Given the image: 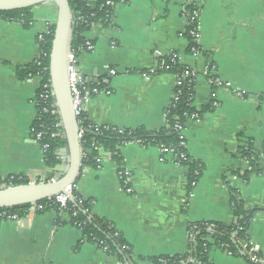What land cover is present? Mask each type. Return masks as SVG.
Returning <instances> with one entry per match:
<instances>
[{"label":"crops","instance_id":"0c3cea01","mask_svg":"<svg viewBox=\"0 0 264 264\" xmlns=\"http://www.w3.org/2000/svg\"><path fill=\"white\" fill-rule=\"evenodd\" d=\"M187 0H127L112 7L107 26L95 24L85 34L91 52L77 55L82 78L107 80L109 95H97L82 105L95 127L158 132L166 127L165 110L174 98L175 77L147 76L158 57L177 54L181 65L195 73L193 104L211 98L218 104L200 120L185 123L183 136L189 157L203 166L188 192L187 167L177 165L157 146L128 144L119 148L120 163L83 167L75 184L92 201L90 216L112 224L132 250V262L188 253V228L196 223L233 222L230 196L236 192L252 212L248 241L264 256V172L244 181L248 167L238 149L251 143L261 153L264 142V0H203L199 16L200 52H187L184 36ZM97 0H89L93 10ZM33 22L24 28L0 18V181L28 184L55 179L45 167L43 152L30 134L36 117L35 77L17 73L39 57L40 36L57 16L52 4L31 9ZM223 83L212 88L205 74ZM115 71V76H108ZM120 169L130 174L131 195L121 188ZM211 264H247L220 249L210 252ZM0 264H118L103 249L88 243L65 213L47 210L18 222H0Z\"/></svg>","mask_w":264,"mask_h":264},{"label":"trees","instance_id":"16d2710c","mask_svg":"<svg viewBox=\"0 0 264 264\" xmlns=\"http://www.w3.org/2000/svg\"><path fill=\"white\" fill-rule=\"evenodd\" d=\"M88 1L68 0L73 16L71 49L77 55H79V49L86 42V32L95 24L107 26L112 19V7H106L105 0H97V5L93 10L88 6ZM115 1L112 0V2ZM192 11H194V8L191 4L185 5L184 15L187 17V26L184 36L189 42L187 50L189 54H191L192 49L200 52L198 43L193 42L192 37L189 36L190 31H196V26L190 23L189 20ZM0 18L19 24L24 28L29 27L33 22L31 9L0 12ZM53 30L54 25L49 24L48 34L43 36L42 42H39L40 56L38 60L25 69L19 70L17 74L20 77H38L41 79L42 84L49 85L48 58ZM157 63L158 70L154 75L167 73L181 82V86H176L174 89L173 102L165 110L166 127L158 132H148L143 129L117 130L106 126L95 127L90 124L82 111L78 117L80 127L84 132L81 147L83 150H87L93 144L101 146L111 153V160L116 163L121 161L119 148L123 145L139 143L141 146H157L168 149L175 155L176 163L187 167L186 188L190 192L201 176L203 166L189 157L186 151V140L175 127H183L192 117H195L194 120H200L205 114L213 112L215 100L211 98L207 104L199 108L194 106V88L197 77L195 73L181 65L179 60H172L170 55L159 58ZM212 69L213 67L209 64L205 74L209 82L214 79L211 76ZM84 80L87 81V85L83 90V96L89 95L92 88L101 87L98 81L95 82L87 78H84ZM212 88L215 87L212 86ZM53 111H57L55 106H53ZM33 125L37 133H42V138L37 143L43 152L44 165L48 169L55 170L62 163V152L67 157L66 142L60 126L59 116L58 114L50 116L39 113ZM54 134L57 136L52 137ZM237 153L239 159L248 167V170L242 176L244 181H247L252 174L264 172V142L260 154L252 149L249 141L245 147L239 148ZM94 156L95 151H90V155L83 160L82 166L95 168ZM54 175L56 176L55 179L62 176L59 172H54ZM26 184H28L26 180L14 179L8 185L1 186L0 183V189ZM71 195L72 200L68 202L65 214L69 216L70 222L81 230L85 240L103 249L107 254L114 256L118 264H135L132 262L131 247L126 243L123 236L114 229L112 224L102 218L90 216L92 201L82 198L75 185L72 187ZM40 203L45 204L46 201ZM230 204L233 217L231 224L203 222L189 226V246L186 255L158 256L144 261L148 264H211L209 255L211 250L216 248L228 252L232 257L244 259L247 264H260L251 260L240 246V243L248 241V230L253 213L244 209L243 203L234 191H231ZM28 207L26 205L0 210V222L3 219L1 217L3 214L23 218L26 216ZM48 210L58 211V206L52 205L48 207ZM262 258L264 259V256Z\"/></svg>","mask_w":264,"mask_h":264},{"label":"water","instance_id":"95a60500","mask_svg":"<svg viewBox=\"0 0 264 264\" xmlns=\"http://www.w3.org/2000/svg\"><path fill=\"white\" fill-rule=\"evenodd\" d=\"M43 4L54 5L57 12L48 58V76L66 142L67 166L58 179L0 189V210L32 205L64 194L65 190L75 185L82 169L80 128L68 78L67 56L71 50L73 24L68 0H0V12L32 9Z\"/></svg>","mask_w":264,"mask_h":264},{"label":"built area","instance_id":"2783aa9c","mask_svg":"<svg viewBox=\"0 0 264 264\" xmlns=\"http://www.w3.org/2000/svg\"><path fill=\"white\" fill-rule=\"evenodd\" d=\"M202 1L203 0H187L186 1V5L191 4L192 7L194 8V11H192V13L189 17L190 18L189 20H190V23H192L196 26V31L195 30L190 31L189 36L192 37V40L195 43H198V39H199V32H198L199 31V24H200L199 16H200V11H201ZM126 2H127V0H116L115 2H112V0H105V6L106 7H113L116 4H124ZM185 19H187L186 15H185ZM46 34H48V29H47V32L45 33V35ZM43 36H40L38 38L39 42H42ZM92 50H93V44L90 41L86 40L84 45L79 49V53L91 52ZM198 53L199 52H197L196 49L191 50V54H193V55H196ZM39 56H40V54H39ZM170 56L172 57V60H178L177 54H170ZM38 58H37V60H38ZM159 58H161V57H158L155 59L153 67L149 70L147 76L154 75L155 72L158 70L157 60ZM67 61H68V78H69L70 92H71V97H72V102H73V106L75 109V113H76V116L78 118L80 113L82 112V102L86 103L88 101V99L93 97V96L109 95L110 92L108 90H106V86L108 83L107 80H103L102 82H100V84H101L100 88H92L89 95L83 96L82 93H83L84 88L87 85V81L84 80V78H82L80 76V74L77 70V65H76L77 54L74 51H72V49L70 50V52L67 56ZM115 74H116L115 71H110L108 76H115ZM36 78L38 79L39 86H38L37 91L35 93V96L33 98V105L36 109L35 120L37 119L39 113L48 114L50 116H55V114H58V111H53V106L56 107V104H55V101H53L54 98H53V94L51 91L50 83H49V85L48 84H42L41 79H39L38 77H36ZM209 84L211 87L214 86L215 88H222L223 87V83L220 82L216 78H214L211 82H209ZM176 86H181V82L175 78V87ZM174 96H175V94H174ZM173 100H174V98H173ZM217 105L218 104L216 102L213 104L214 107H217ZM194 118L195 117H192V119H190L188 121L194 120ZM78 125L80 128L79 133H78V137H79L80 150H81V161L83 162V160H85L90 155V151L91 152L95 151V156L93 157V160L96 164L95 168H97V169L101 168L104 162L111 160V153L106 151L103 147L96 146L94 144L91 146V148H89L87 150H83L81 145H82L84 132H83V129L80 127L79 121H78ZM60 126H61V124H60ZM175 128H177L183 134L184 129H185V124L183 127L176 126ZM30 134L32 135L33 139L36 142H39L42 138V133L41 132L37 133L35 131L33 123L31 125ZM56 136H57L56 134L52 135V137H56ZM135 144H139V143H135ZM43 148L45 149V147H43ZM159 149L161 151V154L170 155L173 157L174 161L176 160L175 155L173 154L172 151L165 149L163 147H159ZM176 164L179 165L178 163H176ZM82 168H83V166H82ZM118 176L120 177V180H121V188H122L123 192L126 195H131L132 190H131L130 185H129L130 174L127 171L120 169L118 172ZM0 183H1V186L4 185V182L0 181ZM6 185H8V184H6ZM71 190H72V187L65 190L64 194H59L53 198L45 200L46 201L45 204H41L40 202H38V203H34L32 205H28L29 207L26 210V216L44 213L48 210V207H50L52 205L58 206V212L65 213V209H66L68 202H70L72 200ZM1 217H3L2 221L6 220V221L18 222L20 219L16 215L9 216V215L3 214ZM75 227H77V226H75ZM240 246H241L242 250L246 253V255L251 260L258 262L260 264H264V259L262 258L263 255L261 256L259 251L249 241H245V242L240 243ZM225 253L229 254L228 252H225Z\"/></svg>","mask_w":264,"mask_h":264}]
</instances>
